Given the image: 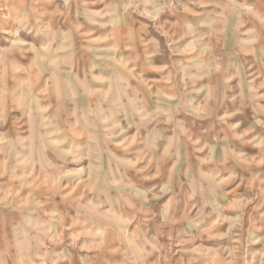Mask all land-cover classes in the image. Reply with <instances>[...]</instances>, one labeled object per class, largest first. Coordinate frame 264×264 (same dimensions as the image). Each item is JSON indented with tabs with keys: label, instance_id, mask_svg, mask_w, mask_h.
<instances>
[{
	"label": "rangeland",
	"instance_id": "374dc122",
	"mask_svg": "<svg viewBox=\"0 0 264 264\" xmlns=\"http://www.w3.org/2000/svg\"><path fill=\"white\" fill-rule=\"evenodd\" d=\"M0 264H264V0H0Z\"/></svg>",
	"mask_w": 264,
	"mask_h": 264
}]
</instances>
